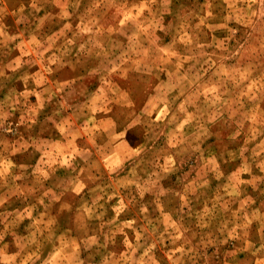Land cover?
Returning <instances> with one entry per match:
<instances>
[{"label": "rangeland", "instance_id": "1", "mask_svg": "<svg viewBox=\"0 0 264 264\" xmlns=\"http://www.w3.org/2000/svg\"><path fill=\"white\" fill-rule=\"evenodd\" d=\"M0 264H264V0H0Z\"/></svg>", "mask_w": 264, "mask_h": 264}]
</instances>
